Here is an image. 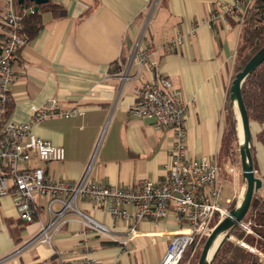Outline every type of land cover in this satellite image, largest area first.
Here are the masks:
<instances>
[{
    "label": "crops",
    "instance_id": "crops-1",
    "mask_svg": "<svg viewBox=\"0 0 264 264\" xmlns=\"http://www.w3.org/2000/svg\"><path fill=\"white\" fill-rule=\"evenodd\" d=\"M53 1L64 7L66 16L43 13L42 30L20 49L17 79L9 86L8 117L31 123L32 107L52 99L83 115L32 123L31 133L63 147L65 158L48 164L34 159L30 167L67 182L78 181L89 167V180L118 188L163 179L173 132L157 130L150 119L132 112L139 88L156 76L167 78L182 93L188 155L219 165L229 162L220 149L243 25L231 19L210 23V16L232 0ZM177 34L182 44L175 49L171 42ZM149 44L155 49L151 66L138 69L131 58L137 47ZM250 135L255 176L262 181L257 193L264 196V123L250 122ZM15 201L13 193L0 196V264H81L86 259L158 264L178 230L172 216L158 223L143 221L123 248L90 231L82 234L79 219L70 216L51 245L36 243L13 255L40 227L38 221H19ZM38 203L45 222L46 200ZM79 208L108 226L118 241L124 239L127 224L88 203L79 202Z\"/></svg>",
    "mask_w": 264,
    "mask_h": 264
},
{
    "label": "built area",
    "instance_id": "built-area-1",
    "mask_svg": "<svg viewBox=\"0 0 264 264\" xmlns=\"http://www.w3.org/2000/svg\"><path fill=\"white\" fill-rule=\"evenodd\" d=\"M253 1L232 0L220 5L210 16V23H227L229 19L243 22ZM33 12V7H30L18 13L14 0H0V196L13 193L18 218L24 224L34 221L40 223L37 233L13 255L36 243L51 245L54 235L70 220V216L79 219L83 226L82 234L90 231L108 242H120L123 248L137 235L139 223H158L172 216L178 224V230L173 233L158 264H179L190 247L197 246L201 239L207 238L214 227L240 205L245 187L239 189V185L233 183L235 190L231 198L222 204L223 186L219 183L220 179H226L223 175L229 178L238 176L240 166L236 162L219 165L208 157L196 159L188 155L186 107L182 93L167 78L156 76L141 85L132 112L137 118L150 119L157 130L168 129L173 132L163 179L144 180L126 188H118L89 180V167L76 182L54 180L47 176L43 168L30 167L34 159L48 164L62 162L65 158L63 147L54 146L31 133L32 123L41 124L51 119L70 120L83 115L78 108H62L55 99L41 108L32 107L31 123H17L5 115L7 105L11 102L9 86L17 79L15 65L20 49L25 45L20 34L21 19ZM181 44L182 36L177 34L171 47L178 49ZM154 54L155 49L151 44L145 48L137 47L131 61L138 69L144 65L150 67V57ZM42 199L46 200L45 222L39 216L42 207L38 201ZM81 201L127 224L124 239L118 241L108 226L83 212L79 208ZM212 219L215 223L209 226ZM236 228L245 235H254L262 243L263 249L248 246L233 236L229 241L234 240V243L253 253L260 264H264V238L253 231V221L244 218ZM61 264L69 262L61 261ZM81 264L100 263L86 259Z\"/></svg>",
    "mask_w": 264,
    "mask_h": 264
},
{
    "label": "trees",
    "instance_id": "trees-1",
    "mask_svg": "<svg viewBox=\"0 0 264 264\" xmlns=\"http://www.w3.org/2000/svg\"><path fill=\"white\" fill-rule=\"evenodd\" d=\"M258 0L247 11L243 23V36L237 52L236 58V73L239 72L245 64L264 46V20L258 18L255 12ZM15 8L18 13L33 7L34 5L27 0L22 5H19L14 0ZM43 13H50L53 18H63L66 16L64 7L55 3L53 0L45 5H40L37 12L27 13L21 19L22 29L20 34L23 35L24 42L29 43L42 30ZM241 94L244 105L250 122L259 124L264 123V62L250 74L241 87ZM7 105L5 115L8 116ZM238 148L236 136V120L233 113V108H228L226 126L223 132V146H221L220 154L228 158V161L234 162L235 152ZM252 154V149H251ZM45 171V170H44ZM19 219V218H18ZM247 220L253 221V231L264 238V196L256 194L252 199L249 212L246 216ZM19 221L24 224L20 219ZM23 229V228H21ZM20 231L17 230L16 233ZM232 236L238 241L244 242L251 247L262 248L260 241L245 235L239 228H235ZM206 238L201 239L197 246L190 247L179 264H198L199 255ZM212 264H260L258 258L245 248L239 246L233 241H226L222 244L214 257Z\"/></svg>",
    "mask_w": 264,
    "mask_h": 264
},
{
    "label": "water",
    "instance_id": "water-1",
    "mask_svg": "<svg viewBox=\"0 0 264 264\" xmlns=\"http://www.w3.org/2000/svg\"><path fill=\"white\" fill-rule=\"evenodd\" d=\"M22 5L25 0H16ZM34 5L37 12L40 5H45L49 0H27ZM260 5L256 9L264 11V0H258ZM264 20V18H263ZM264 62V46L235 74L230 86V107L234 110L236 120V132L239 137L238 159L241 166V175L245 182V193L240 205L232 209L229 216L218 223L202 246L198 264H212L214 257L222 244L229 241L233 230L245 218L255 194L262 188V181L255 176L251 155L250 121L243 102L241 87L246 78L252 74ZM241 137V139H240Z\"/></svg>",
    "mask_w": 264,
    "mask_h": 264
},
{
    "label": "rangeland",
    "instance_id": "rangeland-1",
    "mask_svg": "<svg viewBox=\"0 0 264 264\" xmlns=\"http://www.w3.org/2000/svg\"><path fill=\"white\" fill-rule=\"evenodd\" d=\"M254 2V4H255V1H253ZM253 4V5H254ZM243 23H244V21H243ZM243 23L241 22V24L243 25ZM236 116V115H235ZM236 136H237V144H238V147H239V137H238V133L236 132ZM235 162L237 163V165H239L240 166V164H239V159H238V148L236 149V152H235V158H234V162H227V161H225V163H230V164H235ZM239 175V178H238V176H235V177H233V178H229L228 176H225V175H223L224 176V178H226V179H220L219 180V183H221L222 184V186H223V190H222V196H221V203L222 204H225V201H226V199H230L231 198V196H232V192H234V185L232 184V182L234 183V184H238L239 185V189H242L243 188V178H242V176H241V166H240V170H239V173H238ZM222 178V177H221ZM232 181V182H231ZM248 212H249V210H248ZM248 214V213H247ZM247 216V215H246ZM246 216H245V218H246ZM43 219H46V217H44ZM214 223H215V220L214 219H212L211 221H209V226H213L214 225ZM249 236H251L253 239H254V241H257L256 240V237L254 236V235H249ZM234 238V237H233ZM234 241V240H233Z\"/></svg>",
    "mask_w": 264,
    "mask_h": 264
},
{
    "label": "flooded vegetation",
    "instance_id": "flooded-vegetation-1",
    "mask_svg": "<svg viewBox=\"0 0 264 264\" xmlns=\"http://www.w3.org/2000/svg\"><path fill=\"white\" fill-rule=\"evenodd\" d=\"M258 5H260V2L257 3V5H255V6L257 7ZM255 12L257 13L258 18L260 17L261 20H263V18H264V11L263 10H260V9H255Z\"/></svg>",
    "mask_w": 264,
    "mask_h": 264
},
{
    "label": "bare ground",
    "instance_id": "bare-ground-1",
    "mask_svg": "<svg viewBox=\"0 0 264 264\" xmlns=\"http://www.w3.org/2000/svg\"><path fill=\"white\" fill-rule=\"evenodd\" d=\"M240 139H241V137H240Z\"/></svg>",
    "mask_w": 264,
    "mask_h": 264
}]
</instances>
